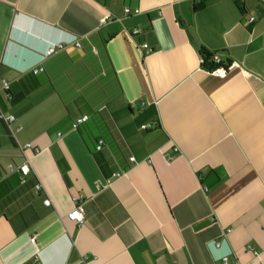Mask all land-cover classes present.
I'll use <instances>...</instances> for the list:
<instances>
[{"label": "crops", "instance_id": "0c3cea01", "mask_svg": "<svg viewBox=\"0 0 264 264\" xmlns=\"http://www.w3.org/2000/svg\"><path fill=\"white\" fill-rule=\"evenodd\" d=\"M195 3L0 0V264H264V0ZM91 34L120 84L111 110L131 115L76 129L32 70L80 62ZM202 51L231 69L208 74ZM152 106L157 126H130ZM26 159L24 181L4 176Z\"/></svg>", "mask_w": 264, "mask_h": 264}, {"label": "trees", "instance_id": "16d2710c", "mask_svg": "<svg viewBox=\"0 0 264 264\" xmlns=\"http://www.w3.org/2000/svg\"><path fill=\"white\" fill-rule=\"evenodd\" d=\"M210 1L198 0L194 5V12L201 11ZM82 46L85 55L80 62L71 63L61 60V62H56L51 69H45L41 66V72L46 73L50 87L61 94L64 99L66 119L70 122L72 127L78 129L89 119L90 121L93 120L95 114L100 110L108 112L112 120L117 124L120 120V112H124L127 116L131 114L127 108L122 111L110 110V103L119 95L120 84L107 55L105 43L101 41L97 34H91L85 39ZM58 50L60 49H56V51ZM93 50H96V53H94ZM211 54V52L204 51L199 54L205 59L203 67L206 69L215 67V65L210 62ZM7 94L11 97L9 91ZM83 116H87L88 120L77 124L76 121ZM150 116L151 118H149ZM156 117L155 107L152 106L148 110L137 115L130 126L137 128L139 132L150 131L153 129V126H157L158 124ZM147 118H149L150 122L144 124H149L151 128L141 129V126L144 125L141 120H146ZM119 130L123 132L124 127H120ZM98 141L99 140H97L96 145L97 152H99L103 146L102 145L101 148L98 149ZM58 162L61 164L62 159L58 158ZM62 174L69 190L72 191L67 176V170L64 169Z\"/></svg>", "mask_w": 264, "mask_h": 264}, {"label": "built area", "instance_id": "2783aa9c", "mask_svg": "<svg viewBox=\"0 0 264 264\" xmlns=\"http://www.w3.org/2000/svg\"><path fill=\"white\" fill-rule=\"evenodd\" d=\"M196 2L198 0H195ZM262 8H263V11H264V3L262 4ZM124 13L125 15H130V14H138L139 13V9H134V10H131L129 8H125L124 9ZM108 20V17L104 18L103 19V22H106ZM254 17H250L249 18V22L250 23H253L254 22ZM140 33L139 30L137 29H134L132 31V34H138ZM74 44L76 46H80V43L75 41ZM63 48V45L60 44L58 46H55L54 48H51L48 52H47V55L46 56H49L53 53H55L56 49H61ZM141 49L145 50L147 53L151 51V48L148 46V44H144L141 46ZM94 53H96V50H93ZM210 62H212L215 67L212 68V69H206L203 67L204 63H205V59L204 57H202L201 55H199V65L200 67L205 70V72H207L208 74H211V75H214V76H224L232 67L231 64H223L219 58V56L216 54V53H212L211 56H210ZM42 71V68L40 66L36 67L33 69V72L36 74V73H39ZM1 85H2V89L4 91H8L9 90V83L8 81L6 80H1ZM13 116H8L7 117V121L8 122H11L13 121ZM88 120V117L87 116H83L81 118H79L76 123L77 124H80V123H83L85 121ZM151 128V126L149 124H144L141 126V129H149ZM103 145V141L102 140H99L98 141V146L97 148L100 149L101 146ZM29 146V145H28ZM27 146V147H28ZM174 151H177V148H174ZM131 161H134V158H131ZM19 173L20 174V179L21 181H24L25 180V177L29 174L30 172V167H29V160L26 159L24 160L22 163L18 164V165H14V164H9L8 167H7V174H5L4 176L8 175V174H12V173ZM3 176H0V181L2 179ZM75 200V206L74 208L71 210V212L68 214V218L71 219L72 221H75L77 224H82L84 222V207H83V203L79 202L78 201V198H74ZM45 205H49L50 201L49 200H45L44 201ZM35 241V236H33L31 238V242H34ZM216 245H218V243H216ZM222 264H230L229 263V256H224L222 259ZM37 264H40V263H37ZM234 264H237V263H234Z\"/></svg>", "mask_w": 264, "mask_h": 264}, {"label": "rangeland", "instance_id": "374dc122", "mask_svg": "<svg viewBox=\"0 0 264 264\" xmlns=\"http://www.w3.org/2000/svg\"><path fill=\"white\" fill-rule=\"evenodd\" d=\"M111 108H112V106H110V110H111ZM96 117H97V113L95 114V117L93 118V120H97ZM93 120H91L90 123L94 126V121H93ZM97 124L99 125V123H97ZM96 129H97V130L99 129V132L97 131L98 133L95 132V135H98V134L101 132V131H100L101 129H100V127H98V126L95 127V130H96Z\"/></svg>", "mask_w": 264, "mask_h": 264}, {"label": "water", "instance_id": "95a60500", "mask_svg": "<svg viewBox=\"0 0 264 264\" xmlns=\"http://www.w3.org/2000/svg\"><path fill=\"white\" fill-rule=\"evenodd\" d=\"M29 34H28V32L27 31H22V40L24 41L25 39L24 38H27V36H28ZM26 41V40H25Z\"/></svg>", "mask_w": 264, "mask_h": 264}]
</instances>
